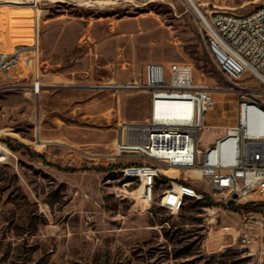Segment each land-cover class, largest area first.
<instances>
[{
	"label": "rangeland",
	"instance_id": "obj_1",
	"mask_svg": "<svg viewBox=\"0 0 264 264\" xmlns=\"http://www.w3.org/2000/svg\"><path fill=\"white\" fill-rule=\"evenodd\" d=\"M185 1L41 0L38 16L29 0H0V51L28 48L37 36L46 84L31 96L35 67L21 61L20 79L10 73L20 86L0 87V264H264L242 254L232 230L237 212L222 199H191L170 212L158 203L166 185L157 180L146 204L138 180L105 157L118 118L149 116V94L85 86L139 80L147 62L187 63L195 82L214 89L199 148L236 125L237 96L204 50ZM197 2L235 13L264 6Z\"/></svg>",
	"mask_w": 264,
	"mask_h": 264
},
{
	"label": "built area",
	"instance_id": "obj_2",
	"mask_svg": "<svg viewBox=\"0 0 264 264\" xmlns=\"http://www.w3.org/2000/svg\"><path fill=\"white\" fill-rule=\"evenodd\" d=\"M41 0H29L30 8L42 12ZM185 1V0H184ZM193 15L201 44L217 71L237 96V123L206 148L199 137L207 116L214 108V89L195 82L187 63L149 62L139 80L105 83L102 88L134 89L148 92L149 116L143 121L117 119L116 138L105 157L121 161L120 172L138 180L136 192L149 204L155 197V175H162L158 203L170 212L205 195L240 206L238 222L232 227L242 254L257 261L264 259V6L254 19L244 13L223 11L186 2ZM38 42L0 51V87L18 81L21 61L35 67L28 85L38 98L44 84L38 75ZM28 53H30L28 55ZM249 74L254 81H245ZM8 87V86H7ZM10 87V86H9ZM172 106L174 108H166ZM252 120V130L248 122ZM154 144L159 145L154 148ZM243 208L246 211H242ZM228 229L229 227H224Z\"/></svg>",
	"mask_w": 264,
	"mask_h": 264
},
{
	"label": "bare ground",
	"instance_id": "obj_3",
	"mask_svg": "<svg viewBox=\"0 0 264 264\" xmlns=\"http://www.w3.org/2000/svg\"><path fill=\"white\" fill-rule=\"evenodd\" d=\"M13 2H15V1H13ZM186 2H188L190 5H194L196 7L206 5V3H198L197 0H186ZM254 17H255V10H250V11L244 13V19H254ZM167 107L168 108H174L172 106H166V108ZM252 126H253V121L250 120L248 122V128H249V130H252ZM153 146H154V148H156L159 145L154 144ZM125 177L133 178V175L132 174H125ZM157 180L164 181V179L162 178V175H155V184H156V181Z\"/></svg>",
	"mask_w": 264,
	"mask_h": 264
},
{
	"label": "trees",
	"instance_id": "obj_4",
	"mask_svg": "<svg viewBox=\"0 0 264 264\" xmlns=\"http://www.w3.org/2000/svg\"><path fill=\"white\" fill-rule=\"evenodd\" d=\"M23 145V144H22ZM9 147L12 149V150H16L15 148H13L11 145H9ZM203 202L205 203V205H210V204H212L211 202H210V198L208 197V195H205V198H204V200H203ZM213 205V204H212ZM214 205H216V204H214ZM224 208H227V209H229V210H232V211H234V212H237L238 211V209H239V207L240 206H234L231 202H227V203H225V204H221Z\"/></svg>",
	"mask_w": 264,
	"mask_h": 264
},
{
	"label": "water",
	"instance_id": "obj_5",
	"mask_svg": "<svg viewBox=\"0 0 264 264\" xmlns=\"http://www.w3.org/2000/svg\"><path fill=\"white\" fill-rule=\"evenodd\" d=\"M83 88V86H81ZM85 87H88V88H102L104 86H101V85H89V86H85Z\"/></svg>",
	"mask_w": 264,
	"mask_h": 264
},
{
	"label": "crops",
	"instance_id": "obj_6",
	"mask_svg": "<svg viewBox=\"0 0 264 264\" xmlns=\"http://www.w3.org/2000/svg\"><path fill=\"white\" fill-rule=\"evenodd\" d=\"M153 62H155V61H153ZM147 63H149V62H147ZM39 75V74H38ZM40 76V75H39ZM40 78H41V80H42V82H43V84H44V86H46V84H45V82H44V80L42 79V77L40 76ZM79 88H81V89H83L81 86H79ZM44 89H45V87H44ZM44 91V90H43Z\"/></svg>",
	"mask_w": 264,
	"mask_h": 264
}]
</instances>
